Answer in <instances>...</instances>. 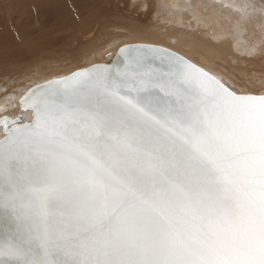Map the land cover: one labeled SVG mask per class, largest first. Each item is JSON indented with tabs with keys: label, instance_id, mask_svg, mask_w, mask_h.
<instances>
[{
	"label": "snow or ice",
	"instance_id": "6c2138e0",
	"mask_svg": "<svg viewBox=\"0 0 264 264\" xmlns=\"http://www.w3.org/2000/svg\"><path fill=\"white\" fill-rule=\"evenodd\" d=\"M0 120V264H264V95L125 46Z\"/></svg>",
	"mask_w": 264,
	"mask_h": 264
},
{
	"label": "bare ground",
	"instance_id": "6f19581e",
	"mask_svg": "<svg viewBox=\"0 0 264 264\" xmlns=\"http://www.w3.org/2000/svg\"><path fill=\"white\" fill-rule=\"evenodd\" d=\"M13 19L36 22L51 37L50 50L16 61L21 68L2 60L0 68L12 71L0 69V117L14 115L36 84L103 63L131 43L166 47L229 85L264 95V0H0V20Z\"/></svg>",
	"mask_w": 264,
	"mask_h": 264
},
{
	"label": "rangeland",
	"instance_id": "374dc122",
	"mask_svg": "<svg viewBox=\"0 0 264 264\" xmlns=\"http://www.w3.org/2000/svg\"><path fill=\"white\" fill-rule=\"evenodd\" d=\"M19 19L20 18L17 20ZM17 20L13 19L11 22H9V20H0V64L2 63V60H6L7 62L12 63V65L15 64L14 67L21 68V66L25 65H19L16 61L20 62L21 60H24V62L29 61L30 63L49 52L50 48L47 44L51 41V37L47 38L46 32L43 36L41 27L36 24V22H23V24H21ZM38 32L42 33L41 36H39ZM55 46L54 49L56 50L61 45ZM12 65L3 70L0 69L3 72L9 73L12 71Z\"/></svg>",
	"mask_w": 264,
	"mask_h": 264
},
{
	"label": "water",
	"instance_id": "95a60500",
	"mask_svg": "<svg viewBox=\"0 0 264 264\" xmlns=\"http://www.w3.org/2000/svg\"><path fill=\"white\" fill-rule=\"evenodd\" d=\"M156 46V47H161V48H164V49H167V50H170V49H168V48H166V47H162V46H158V45H151V44H144V43H131V44H126V45H123V46H121L120 48H122V47H125V46ZM119 48V49H120ZM119 49L115 52V53H113V54H111V53H109V54H107L106 55V57H105V60H104V62L103 63H100V64H95V65H115L116 63H117V60H118V52H119ZM170 51H172V50H170ZM172 52H174V51H172ZM176 53V52H175ZM178 54V53H177ZM180 55V54H179ZM182 56V55H181ZM185 58V57H184ZM185 59H187V58H185ZM188 60V59H187ZM190 61V60H189ZM191 62V61H190ZM193 63V62H192ZM194 64V63H193ZM91 66H94V65H91ZM91 66H89V67H91ZM199 67V66H198ZM85 68H87V67H85ZM79 70H81V69H79ZM78 71V70H77ZM75 72V71H74ZM72 74V73H71ZM70 74V75H71ZM56 79V78H55ZM40 84V83H39ZM26 92V91H25ZM22 97V96H21ZM20 97V98H21ZM20 98H19V100H20ZM18 100V101H19ZM27 112H29V111H23L22 109H21V107H20V104H19V108H18V111H16L15 113H14V115H4V116H1L0 117V120H2L5 116H7L10 120H12V119H19V120H21L22 122H24V123H30L31 122V120H32V117H31V119H29V120H27L26 119V117H25V113H27ZM31 113V112H30ZM31 116H32V113H31ZM3 138V129L2 128H0V139H2Z\"/></svg>",
	"mask_w": 264,
	"mask_h": 264
}]
</instances>
